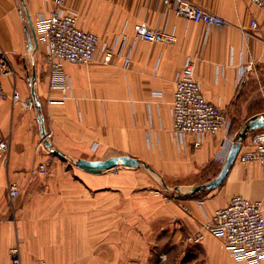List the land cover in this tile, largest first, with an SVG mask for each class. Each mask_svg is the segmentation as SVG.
<instances>
[{"label": "crops", "instance_id": "crops-1", "mask_svg": "<svg viewBox=\"0 0 264 264\" xmlns=\"http://www.w3.org/2000/svg\"><path fill=\"white\" fill-rule=\"evenodd\" d=\"M190 1L222 16L225 24L180 16L163 0H68L79 25L116 48L110 63L101 54L85 65L67 62L64 92L50 84L47 46L36 35L37 21L54 4L0 0V51L8 53L12 69L0 80L6 94L0 97V140L10 143L0 158V264H12L17 245L22 264H37L45 254L55 264L69 250L74 255L88 248L97 264H237L205 225L235 195L264 199V165L238 157L220 186L189 193L217 175L232 134L207 133L199 146L194 134L176 135L175 77L192 59L206 98L232 122L263 114L264 12L252 0ZM141 22L173 33L176 41L138 36L135 26ZM14 89L22 101L12 99ZM30 96L37 97L41 111L27 106ZM44 139L69 159L132 155L142 163L92 170L54 160L43 176L33 169L57 157ZM13 182L21 187L14 200ZM200 232L201 241H186Z\"/></svg>", "mask_w": 264, "mask_h": 264}, {"label": "built area", "instance_id": "built-area-1", "mask_svg": "<svg viewBox=\"0 0 264 264\" xmlns=\"http://www.w3.org/2000/svg\"><path fill=\"white\" fill-rule=\"evenodd\" d=\"M54 7L48 16L41 17L36 24V35L39 42L47 46L49 62V78L52 87L66 91V84L62 80L65 64H89L98 59L101 54L104 63H110L115 56L116 44L104 42L102 37L79 25V15L68 7V0H50ZM163 2L183 17L207 25L222 26L225 19L217 13L195 4L190 0H163ZM264 12V0H252ZM257 26L256 20L252 22ZM138 36L149 41L172 43L176 36L165 30H151L146 23L135 26ZM125 41V39H123ZM126 63L131 61V52L125 56ZM250 65L244 68L248 69ZM12 73L9 56L6 51H0V80L3 76ZM5 91L0 81V97H5ZM14 101H22L20 92L14 89ZM25 103L29 107H36L33 97L27 98ZM173 129L176 135L184 139L190 134L197 136L195 146L202 143V136L207 133H218L221 130L231 129V120L227 113L219 106L211 103L203 93L200 83L195 78V64L188 59L180 68L175 77V91L173 100ZM250 146L240 151L238 157L244 163H259L264 165V129H255L250 133ZM233 136L230 135L228 143ZM46 139V137H45ZM44 139V140H45ZM234 140V139H233ZM46 142L43 141V143ZM42 143V144H43ZM233 143V142H232ZM231 143V145H232ZM228 151L222 153L226 156ZM46 146V144H45ZM10 143L7 139L0 140V157L8 154ZM35 174L47 175L46 164L40 163L32 171ZM9 193L12 200L21 193L18 183L9 184ZM264 199L252 200L243 195L233 196L224 206L215 210L209 218L206 228L220 238L230 251L237 264H264ZM203 233L189 237L197 242L203 239ZM12 264H22L19 245L12 248ZM37 264H48L40 259Z\"/></svg>", "mask_w": 264, "mask_h": 264}, {"label": "water", "instance_id": "water-1", "mask_svg": "<svg viewBox=\"0 0 264 264\" xmlns=\"http://www.w3.org/2000/svg\"><path fill=\"white\" fill-rule=\"evenodd\" d=\"M35 102H36L37 108L41 111L42 106H41V103L37 100L36 96H35ZM259 128H264V113L254 115L251 118H249L244 124V126L238 131L235 141L230 147L226 161L220 173L216 177L211 179L210 181L193 187L189 193L195 194V193L201 192L204 189H213V188H217L218 186H220L226 179L231 166L236 161L237 156L242 147V142L246 139V136L248 135V133L250 131H253ZM46 135H47V132L45 131V128H44L43 136H46ZM46 145L49 146L57 154L63 157H69L67 153L63 152L62 150L58 148H55L49 140L46 141ZM71 159L74 161V164L76 166L86 168V169H92V170L111 169L117 166L138 167L142 163L139 158L132 156V155H117V156H111L106 159H87V158H77V159L71 158Z\"/></svg>", "mask_w": 264, "mask_h": 264}, {"label": "rangeland", "instance_id": "rangeland-1", "mask_svg": "<svg viewBox=\"0 0 264 264\" xmlns=\"http://www.w3.org/2000/svg\"><path fill=\"white\" fill-rule=\"evenodd\" d=\"M246 123V121H237V122H232L231 121V129H230V133L232 134V136H233V138L232 139H230V142L232 143V142H234L235 141V138H236V135H237V133H238V131L244 126V124ZM240 128V129H239ZM260 129V128H259ZM261 129H264V128H261ZM252 131H250L249 133H248V135H250V133H251ZM247 135V136H248ZM247 136H246V138H247ZM234 139V140H233ZM246 140V139H245ZM231 143H228L227 144V147H226V151H228V148H229V146L231 145ZM243 143V142H242ZM233 144V143H232ZM243 145V144H242ZM49 147V146H48ZM240 153V152H239ZM56 154V156L57 157H52L51 159H49V162H41V163H44V164H46V167H47V169H48V165L49 164H51L52 165V163H53V161L54 160H61V161H63V160H65V161H69L70 163H72L73 165H75L74 164V161L72 160V159H69V157H63V156H61V155H59V154H57V153H55ZM239 155V154H238ZM1 158V157H0ZM225 158H227L226 157V154L225 155H223V157H222V163H224V161H225ZM237 159H238V156H237ZM236 159V160H237ZM223 165L224 164H221L220 166V168L218 169V173H217V175L220 173V171H221V169H222V167H223ZM76 166V165H75ZM48 173H49V171H48ZM48 173H47V175H48ZM47 175H45V176H47ZM216 175V176H217ZM215 176V177H216ZM153 191H155L156 193H158V191H161V189H155V188H153ZM171 194H174L175 196L174 197H178L179 195V191H177V190H171ZM208 222V221H207ZM207 224V223H206ZM206 226V225H205ZM193 235H195V234H191V235H188L187 237H186V241H188L189 243L190 242H194V241H191V240H189V237L190 236H193ZM197 242H199V241H197ZM61 251H64V250H62L61 249ZM74 251V255H72L71 254V251L69 250V254H68V256L65 258L63 255H61V256H57L55 259H56V262H55V264H97L96 263V259H95V256H94V249H92V248H88V249H82V250H79V249H77V250H73ZM79 252H80V254H79ZM11 253H12V250H11ZM46 253H47V249H46ZM20 255H21V253H20ZM11 257H12V255H11ZM41 259H44V260H46L47 261V263H48V257H47V255L45 254V255H42L41 256ZM11 260H12V258H11ZM40 260V259H39ZM38 260V261H39ZM38 263V262H37Z\"/></svg>", "mask_w": 264, "mask_h": 264}, {"label": "bare ground", "instance_id": "bare-ground-1", "mask_svg": "<svg viewBox=\"0 0 264 264\" xmlns=\"http://www.w3.org/2000/svg\"><path fill=\"white\" fill-rule=\"evenodd\" d=\"M227 157V156H226ZM226 159V158H225ZM226 161V160H225Z\"/></svg>", "mask_w": 264, "mask_h": 264}, {"label": "trees", "instance_id": "trees-1", "mask_svg": "<svg viewBox=\"0 0 264 264\" xmlns=\"http://www.w3.org/2000/svg\"><path fill=\"white\" fill-rule=\"evenodd\" d=\"M240 129V128H239ZM206 190H208V189H206Z\"/></svg>", "mask_w": 264, "mask_h": 264}]
</instances>
